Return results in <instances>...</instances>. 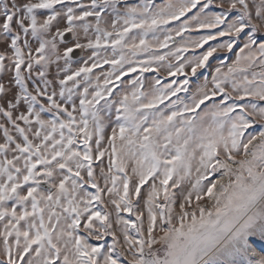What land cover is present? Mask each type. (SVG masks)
I'll use <instances>...</instances> for the list:
<instances>
[{
	"label": "snow or ice",
	"instance_id": "1",
	"mask_svg": "<svg viewBox=\"0 0 264 264\" xmlns=\"http://www.w3.org/2000/svg\"><path fill=\"white\" fill-rule=\"evenodd\" d=\"M0 264H264V0H0Z\"/></svg>",
	"mask_w": 264,
	"mask_h": 264
},
{
	"label": "rangeland",
	"instance_id": "2",
	"mask_svg": "<svg viewBox=\"0 0 264 264\" xmlns=\"http://www.w3.org/2000/svg\"><path fill=\"white\" fill-rule=\"evenodd\" d=\"M105 68H107V66H105ZM95 71H99V69H96ZM136 75V73H132V74H129V77H125L124 79H128V78H130L131 76H135ZM145 75H151V74H145ZM181 79H183V77H181ZM195 82H197L196 81V78H192V80L190 81V84H194ZM179 95H184L183 93H180ZM173 99H175V97L173 98Z\"/></svg>",
	"mask_w": 264,
	"mask_h": 264
}]
</instances>
